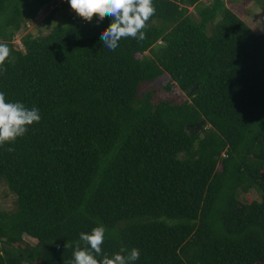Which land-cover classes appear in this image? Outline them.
Instances as JSON below:
<instances>
[{"label": "trees", "instance_id": "obj_1", "mask_svg": "<svg viewBox=\"0 0 264 264\" xmlns=\"http://www.w3.org/2000/svg\"><path fill=\"white\" fill-rule=\"evenodd\" d=\"M54 1L0 0V91L42 117L0 146V264H68L99 224L135 264H264V32L224 0H153L146 38L114 51L111 18L76 15L17 47ZM163 76L187 98L156 99Z\"/></svg>", "mask_w": 264, "mask_h": 264}, {"label": "clouds", "instance_id": "obj_2", "mask_svg": "<svg viewBox=\"0 0 264 264\" xmlns=\"http://www.w3.org/2000/svg\"><path fill=\"white\" fill-rule=\"evenodd\" d=\"M68 3L80 17L89 22L93 17L98 21L111 18V24L100 37L103 46L110 51L119 47L122 38L144 40L146 24L156 12L153 0H68ZM6 61L11 62V49L0 42V74L7 71ZM41 119L39 108L7 101L6 94L0 91V146L15 142L28 132L29 126L39 123ZM14 150L11 147L7 149L9 152ZM108 232L103 224L93 227L90 232H81L75 244L73 259L68 264H135L141 255L138 248L129 250L121 247L111 256L103 252L102 245ZM70 246L67 243L65 247Z\"/></svg>", "mask_w": 264, "mask_h": 264}, {"label": "rangeland", "instance_id": "obj_3", "mask_svg": "<svg viewBox=\"0 0 264 264\" xmlns=\"http://www.w3.org/2000/svg\"><path fill=\"white\" fill-rule=\"evenodd\" d=\"M209 2L210 0H204ZM225 3L242 17L256 32H264V13L255 0H224ZM192 14L197 17L193 7L190 8ZM54 13V17L48 21L49 16ZM79 16L70 6L68 0H56L43 7L38 16L23 29L16 37V45L19 48H24L21 38L28 32L35 36L48 34L56 25L66 22L70 16ZM80 17V16H79ZM170 82L169 76H163L156 81V99L168 98L175 102H179L187 98V95L182 92L179 87L173 85L170 90L164 88ZM245 200H260V193L256 189H252L247 195L243 196ZM16 196L8 189L4 182H0V211L10 210L15 206ZM25 239L35 244V238L25 235Z\"/></svg>", "mask_w": 264, "mask_h": 264}]
</instances>
